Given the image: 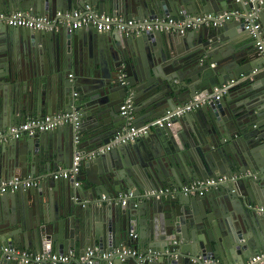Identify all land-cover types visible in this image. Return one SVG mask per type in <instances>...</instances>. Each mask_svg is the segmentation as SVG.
<instances>
[{
  "label": "water",
  "instance_id": "1",
  "mask_svg": "<svg viewBox=\"0 0 264 264\" xmlns=\"http://www.w3.org/2000/svg\"><path fill=\"white\" fill-rule=\"evenodd\" d=\"M87 5L96 13L125 19L195 16L198 12H231L232 18L184 33L162 30L129 35L116 30L100 32L93 25L74 29L68 23L52 32L14 27L12 33L30 37L34 45L38 44L36 50L55 44L62 54L52 70L53 79L59 81L57 103L66 110L78 106L83 119L93 115L98 124L93 135L85 129V123L81 125L79 177L66 182L43 181L36 187L0 194V264H19L7 258L5 247L36 253L74 252L73 259L64 264H81L89 248L100 253L136 249L142 254L120 257L116 251L109 257L95 256L92 264H245L264 252V212L257 213L258 207L264 206V191H249L245 186L249 179L264 181V151L260 154L259 149L251 147L264 138V56L249 37L243 39L240 33L247 20L255 19L262 23L264 38V0H0V12L54 17L58 11L84 9ZM8 27L0 23V37L9 33ZM126 57L131 60L129 64ZM69 71H73L72 78L66 75ZM48 74H42L43 81H49ZM246 81L260 84L258 100L245 95L240 96V102L235 98ZM224 85L227 90L219 100L198 111L176 113L200 89L213 92ZM252 87L257 89H248ZM72 92L77 95L72 97ZM129 93L137 115L142 108L151 119L168 115L172 126L155 128L153 133L149 131L133 142L98 154L102 146L123 133L119 107ZM5 101L3 98L0 106V128L7 120ZM230 102L238 111L253 107L246 118L250 122L235 128L225 124L223 116ZM205 107L211 109L212 133L218 139L226 140L236 132L239 137L229 152L220 148L204 152L199 148V160L191 151L179 153L173 149L175 143L187 142L173 129L202 115ZM55 110L52 105H27L12 118L25 121L29 114L42 117ZM203 120L200 125L195 120L189 137L200 144L216 145ZM75 135L74 126L64 124L1 144L0 184L28 176L34 179L42 169L52 174L60 165L71 167L76 154ZM88 148L93 151H86ZM248 170L254 175L217 183L204 195L180 190L191 182L216 179L222 174L241 175ZM167 188L179 190L162 192ZM130 192L133 195L125 204L118 199ZM103 195L108 200H102ZM74 196L84 207L81 215L86 214L80 216L82 230L75 224ZM240 197H246L255 212L242 214L237 221L239 227H228L221 214L226 210L236 215ZM25 209L33 215L27 217L22 212ZM21 230L27 234H21Z\"/></svg>",
  "mask_w": 264,
  "mask_h": 264
},
{
  "label": "crops",
  "instance_id": "2",
  "mask_svg": "<svg viewBox=\"0 0 264 264\" xmlns=\"http://www.w3.org/2000/svg\"><path fill=\"white\" fill-rule=\"evenodd\" d=\"M5 13H7V12H5ZM204 13H211V12H198L197 16L204 14ZM103 14H105V13H103ZM119 18L125 19L122 16ZM130 19H134V18H130ZM137 19L144 21L145 19H149V18H137ZM152 19H156V18H152ZM237 20H238V18H237ZM259 22L261 23V21H259ZM228 24H232V22L228 23ZM261 25H262V23H261ZM60 27L64 28L66 26L64 24V27H63V25ZM8 28L11 31L9 30L8 31L9 33H6L3 35V37H0V59H2L0 62V65H1V67H0V101H1L0 106L2 104L3 98H6L5 115H6V119H7L4 122L5 124H3V126H1V128H8L12 125H17V124L22 123L23 121L17 120V116L15 118V121L13 120L12 117L15 114L17 115V113H15L17 110L25 111V109H27V105H31L33 107L36 106L37 104L52 105V106H54V109H58L57 111L55 110L52 113H58V112H62L64 110L67 111L66 109H68V108L62 107V105L59 106V104L57 103V98H58V94H59V81L53 79L52 70H53V63L55 62L56 59H58L59 57H62V54L57 52V50L55 48V44L53 43V45H47V46H45L44 50H41V51H40V49L36 50L35 47H37L38 44L34 45L33 41L30 39V37L17 36V34L12 33V30H14V27H8ZM235 28L237 29L238 27L236 26ZM100 32H102V31H100ZM240 33L244 34L243 39H246L249 37L253 42V46L256 48V45L254 43L256 41L254 33H251L250 31L246 30V28H244V30H242ZM133 34H136V33L131 32L129 35H133ZM15 36H17V37H15ZM247 43L248 42H246V44ZM243 45H244V43L242 44V46ZM145 53L147 55V52H145ZM126 60H127L128 64L131 61L129 57H126ZM46 72H49V74H48L50 76L49 81H43L42 80V74H46ZM71 73L73 74V71L67 72L66 75L68 77H70ZM51 74H52V76H51ZM122 75L125 76V73H123ZM70 78H72V77H70ZM246 82L247 83L243 84L242 87H240V88H242L241 90L236 91V93L234 94L235 98L238 99L240 102L241 101L240 96L245 95V98L246 97H252V98L258 100L259 96L261 95L260 84L257 82L252 83L251 81H246ZM73 86H74V84H73ZM250 86H257V89H254L253 87L251 89H248ZM216 89H218V88H215L214 90H216ZM76 91L79 92L78 90H76ZM207 91L208 90L200 89L198 91V93L196 94V96L203 97L204 95L211 93V92H207ZM74 96H76V95H74V93L72 92V97H74ZM195 97H193V99ZM191 101L192 100H190L187 103H190ZM205 105H206V103L202 102L198 107H195L192 111H198L199 108H201V107L204 108ZM207 105H208V103H207ZM73 107L74 106H72V108ZM135 107L136 106H135V102H134L132 120L127 119L126 117L122 116L120 113V117L124 118V120H121V122H120V130L124 131V129H125V127H127L128 123H132L133 125H135L137 127H143V126L149 125L148 128L150 129L149 131L151 133L154 132L155 128H161V127L153 125L154 124L153 122L160 119V118L151 119V118L147 117L148 114H147V112H145V110L143 108L139 110V113L137 115L135 112ZM205 108H206V110L202 114L204 120L202 118V115H198L197 117L194 116V120L193 121L189 120V123L187 125H183V124L181 125L179 123L178 125H174L175 129H173L175 132L178 131V134L181 135V138L184 141H187L189 144H191L188 146L187 142L183 145L181 143H175L173 145V149H175V148H176V150L178 149L179 153H182V152L185 153L187 151L188 152L191 151L193 153L192 156L199 158V160L202 159V154L199 151L200 149H202L204 152H209L210 150L212 152L213 150L220 148L221 150H219V151L224 152L226 149H228L227 152H229L230 148H231L230 147L231 144H233L234 141L236 142L237 140H235V139L239 137L238 132H236L237 134L231 133V138H228L226 140L224 139V137H223V139H218V137H216V135H214V133H212L213 128L211 125H213L214 120L210 114L211 109H210V107H205ZM225 109H226V113H224L223 119H224L225 124H227L231 128L242 126L245 123L250 122V120L248 121L246 118L252 111H254L253 107H250V106H244V107H242V109L240 111L235 110L234 107L232 106L231 102L227 105V107ZM119 110H120V107H119ZM119 110H118V113H119ZM192 111H190V112H192ZM46 114H50V113H46ZM30 117H33V116H31V114L27 115V119H29ZM11 118H12V123L10 124ZM161 118H165V117H161ZM196 119H198L200 121L199 125L202 124L201 120H203V122H204L203 125L206 126V131H208L207 132L208 136L213 138L212 142L216 143V145H214V144L211 145V144H207V143L206 144H203V143L200 144L199 140H197V139L195 140V139H192L189 137V131H190L189 128L190 127L193 128L194 122ZM82 123L86 124L85 129L88 131V133H90L91 135H93L94 132L96 133L95 127L98 124V118H96L93 115H89L87 119H83V115L81 113V125H82ZM190 125H192V126H190ZM80 129H81V126L77 131L78 133L76 132V134L82 135L80 133ZM25 137H30V136H25ZM63 139H64V136H63ZM74 140H75V145H76L74 147L75 153L76 154H78V153L82 154L81 150L83 149L82 148L83 144L79 141V139L76 140L75 137H74ZM100 140H101V138H100ZM5 142H8V141H2L0 143V145L5 143ZM251 147L259 149V153L263 154L262 151H264V138L257 140V143L252 145ZM86 151L91 152V151H93V149L88 148ZM39 152L43 153L41 147L39 148ZM104 152H102V151L100 152L98 150V154H101ZM120 158H122L121 154H120ZM63 167H64V165L58 166V169L52 171V174L49 171L44 172L45 170L42 169V172H39V174H36L34 179H33V176H28V177H25L22 179H25V180L31 179V180L37 181L38 184L33 186V187L38 186L43 181L59 180V182H66L65 181L66 179H62V178L54 179V177H53V175ZM250 175H254V174L250 170H248L247 172H245L244 174H241V175H239V174H233V175L222 174L219 177L226 176L225 181H229V180L237 181L238 179H240L242 177L250 176ZM17 177H19V176H17ZM78 177H79V175H78ZM219 177H217V178H219ZM210 179H213V178H210ZM4 181H6V180H4ZM4 181H2L1 183H3ZM148 184H149V180H148ZM245 186H246L247 190H249V189L251 190L252 188H255L256 190L261 189V191H264V181H259L258 179H255V180L249 179V182H247V184ZM210 187L206 188V192ZM169 189H171V188H169ZM206 192H205V194H206ZM93 199H98V197H95ZM89 200H90V198H88V200H84L83 203L84 202L87 203ZM240 200H241L240 201L241 203H239V206H237L236 215L228 213V212H226V210H224V212L221 214V217L224 218V220L227 222L228 227H230V226L233 228H236V226L239 227V225L241 223L240 222L237 223V221H239V219H240L239 217L243 216L242 214H244V216L247 214L252 215L255 212L254 207L253 208L250 207V205L247 203L246 197L245 198L240 197ZM73 201H74V204H76V213H75L76 228L78 227V228H80V230H82V222H81L80 216L86 215V214L81 215V212L84 210L83 209L84 207H82V203L77 200L76 196L73 197ZM99 201H101V200L99 199ZM10 207L11 206L9 204V208ZM261 207H264V206L258 207L257 213L264 212V211L260 210ZM22 212L27 217L33 215V213L27 209L23 210ZM67 215H68V219H69L71 216L69 213ZM21 232H22L21 234H27L26 231L21 230ZM19 248L21 250H25L22 247H19ZM88 250H95V249L89 248ZM88 250L86 251V255H87ZM117 250H119V249L117 248ZM28 251L32 252L33 254H40V253L34 252L33 250H28ZM95 251L97 252V254L95 256H97V255L99 256V255L103 254L97 250H95ZM72 253H74V252H72ZM94 257L92 258L93 261H94ZM85 259H86V256H85ZM84 260H82L81 263Z\"/></svg>",
  "mask_w": 264,
  "mask_h": 264
},
{
  "label": "built area",
  "instance_id": "3",
  "mask_svg": "<svg viewBox=\"0 0 264 264\" xmlns=\"http://www.w3.org/2000/svg\"><path fill=\"white\" fill-rule=\"evenodd\" d=\"M231 18V12L217 14L211 12L204 13L198 16H192L188 14L184 17L166 16L156 19H145L143 21L138 19H123L112 14L96 13L90 8L89 5H87L84 9L58 11L56 13V16L54 17L52 15L29 16L21 11L14 13L0 12V23H5L6 25L11 27H25L32 30L47 32L57 30L60 26L68 23L74 29H78L86 25H93L98 31L102 32L116 30L124 32L126 34H130L131 32L141 34L145 32L162 30H176L178 32L184 33L187 30H190L202 24L217 26L218 24L228 21ZM70 20L73 21L71 22ZM245 28L251 33H254L256 40L255 45L257 49L264 55V38L262 37L261 33V23L255 19H250L245 23ZM71 76H73L72 73L70 74V77ZM121 79L124 80L123 75L121 76ZM221 93V90H218L217 92L208 93L203 97L196 96L190 103H187L183 107H180L176 111V113L178 115H182L184 113L190 112L195 107H198L202 102L208 103L213 101L214 99L219 98ZM74 95H77V92H74ZM133 108V96L132 93H129L120 106V113L127 119L132 120ZM171 119L172 118L170 116L160 118L154 121L153 125L163 128L171 127ZM64 124H72L76 129V132L78 131L81 126V112L79 111L78 106H74L72 109L67 111L45 114L42 117H30L20 124L12 125L8 128H0V143L2 141L21 139L25 136H33L38 132L53 130L56 127ZM148 127L149 125L137 127L132 123H128L123 133L116 135L110 143L102 146L99 151L104 152L106 150H110L115 145L133 142L137 138L146 135L150 130ZM75 138L76 140H78L80 138V135L76 134ZM95 153L96 152H94L92 155H94ZM81 159V154H76L74 156L73 165L68 168H61L53 175L54 179L77 178L81 169ZM225 180L226 176H221L217 179L191 182L184 185L180 190L191 195H204L207 187L214 186L217 183L223 182ZM37 184V181L31 179L25 180L22 178H15L12 180H6L0 184V194L10 191H16L19 189H28ZM78 184L79 182H76V185ZM178 190L179 188H167L165 189V191L162 190V192H176ZM132 195L133 193L130 192L126 196L120 195L118 199H121L125 204L126 199L128 197H131ZM102 200H108L107 196L103 195ZM260 210L264 211V207H261ZM132 235L133 237H136V234ZM116 251H119V253L121 254L120 257L128 254L138 255L139 257L142 256V254H139L136 249H122V251L113 250L112 252L103 253L101 254V256L109 257L114 255ZM4 252L7 254L8 259H14L19 264H64L70 262L74 257V253L72 252L61 254L51 251H45L40 254H33L28 250L9 247H5ZM96 254L97 252L95 250H88L86 259L81 264H91L93 262L92 258ZM245 264H264V252H260L255 256H252Z\"/></svg>",
  "mask_w": 264,
  "mask_h": 264
},
{
  "label": "clouds",
  "instance_id": "4",
  "mask_svg": "<svg viewBox=\"0 0 264 264\" xmlns=\"http://www.w3.org/2000/svg\"><path fill=\"white\" fill-rule=\"evenodd\" d=\"M206 25V24H205ZM214 26V25H213ZM258 50V49H257ZM259 51V50H258ZM260 52V51H259ZM261 53V52H260ZM262 54V53H261ZM263 55V54H262ZM264 56V55H263ZM254 72H257V70H254ZM218 90H221V94H220V97L219 98H217V99H214L213 101H215V100H219L220 98H221V96L225 93V91L227 90V86L226 85H224L221 89H216V90H214L213 92H217ZM212 93V92H211ZM193 100V99H192ZM213 101H211V102H208V104L209 103H212ZM187 104V103H186ZM207 104V103H206ZM45 252V251H44ZM51 252H53V251H51ZM43 253V252H42ZM57 253V252H56ZM61 254H64V253H61Z\"/></svg>",
  "mask_w": 264,
  "mask_h": 264
}]
</instances>
